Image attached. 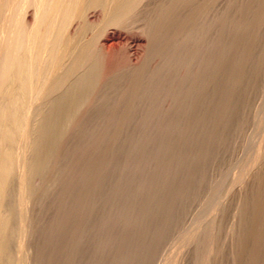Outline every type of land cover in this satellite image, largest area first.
Listing matches in <instances>:
<instances>
[{
    "label": "bare ground",
    "instance_id": "bare-ground-1",
    "mask_svg": "<svg viewBox=\"0 0 264 264\" xmlns=\"http://www.w3.org/2000/svg\"><path fill=\"white\" fill-rule=\"evenodd\" d=\"M262 99L264 0H0V264H264Z\"/></svg>",
    "mask_w": 264,
    "mask_h": 264
},
{
    "label": "rangeland",
    "instance_id": "rangeland-1",
    "mask_svg": "<svg viewBox=\"0 0 264 264\" xmlns=\"http://www.w3.org/2000/svg\"><path fill=\"white\" fill-rule=\"evenodd\" d=\"M27 16L31 15V9H29V11L27 12ZM109 38H112V35H109ZM113 39V38H112ZM260 107H264V99H262L260 101ZM213 189V188H212ZM210 194V189L206 191V193L201 196L200 198V203H198L197 207L199 208V205L201 206L203 203H205L208 200V196ZM195 208V211L198 208ZM185 237L184 234V230H182V228L176 230L174 233H172L171 235L168 236V238L166 239L165 243L163 244V248L161 250V257H159V263L160 264H168L170 259L173 258V256L176 253V249L174 244L179 240V239H183Z\"/></svg>",
    "mask_w": 264,
    "mask_h": 264
}]
</instances>
